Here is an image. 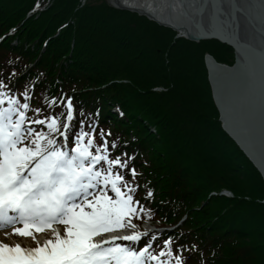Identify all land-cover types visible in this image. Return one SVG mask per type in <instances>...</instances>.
I'll return each mask as SVG.
<instances>
[{"label": "trees", "instance_id": "16d2710c", "mask_svg": "<svg viewBox=\"0 0 264 264\" xmlns=\"http://www.w3.org/2000/svg\"><path fill=\"white\" fill-rule=\"evenodd\" d=\"M37 1L0 0V92L28 103L29 120L63 122L71 100L67 147L83 129L97 147L107 141L110 159L128 161L113 171L147 210L132 217L135 231L147 233L137 250L151 243L153 255L167 253L171 241L162 264L177 256L183 264H264V181L221 128L203 63L208 53L230 64L232 47L175 36L105 0H48L33 9ZM25 127L47 132L46 125ZM145 220L172 227L145 232Z\"/></svg>", "mask_w": 264, "mask_h": 264}, {"label": "snow or ice", "instance_id": "6c2138e0", "mask_svg": "<svg viewBox=\"0 0 264 264\" xmlns=\"http://www.w3.org/2000/svg\"><path fill=\"white\" fill-rule=\"evenodd\" d=\"M24 96L28 97L27 91ZM5 102L8 106L0 107V229L11 227L12 235L31 238L36 246L0 241V264H162L161 256L171 257V241L165 242L167 253L153 255L151 243L137 250L134 245L147 233L102 238L135 229L132 217L147 210L133 200L135 188L114 173V167L126 168L128 161L110 159L107 141L97 147L90 133L81 129L73 138L74 146L67 147L74 119L71 100L65 105L66 114L61 113L63 122L59 117L29 120L28 103L0 92V106ZM48 103L51 107L56 100ZM27 123L46 125L47 132L26 128ZM55 135L64 138L63 144ZM131 173L136 176L135 169ZM147 195L151 197V191ZM57 224L63 225V233L54 227ZM46 231L51 238L41 243L36 234ZM175 264H183L179 256Z\"/></svg>", "mask_w": 264, "mask_h": 264}, {"label": "water", "instance_id": "95a60500", "mask_svg": "<svg viewBox=\"0 0 264 264\" xmlns=\"http://www.w3.org/2000/svg\"><path fill=\"white\" fill-rule=\"evenodd\" d=\"M109 5L143 12L133 8ZM145 7V13L185 26L195 37L185 36L173 26L147 18L197 41L215 38L232 47L230 64L204 53L211 99L221 128L241 149L264 181V0H116ZM215 71L216 75H214ZM220 193L230 195L225 190ZM264 201V198L262 199ZM149 230L153 226L145 225ZM161 230L160 228H154Z\"/></svg>", "mask_w": 264, "mask_h": 264}, {"label": "rangeland", "instance_id": "374dc122", "mask_svg": "<svg viewBox=\"0 0 264 264\" xmlns=\"http://www.w3.org/2000/svg\"><path fill=\"white\" fill-rule=\"evenodd\" d=\"M106 2V1H105ZM48 3V0H39L35 3V5L33 6V9H35L36 7H38V9H41L44 7L45 4ZM107 3V2H106ZM155 90L160 89L159 86L154 87ZM68 98L67 94L64 96L63 102H66L65 100ZM66 105V103H65ZM29 141L25 140V144H27ZM225 190V189H224ZM228 191V190H227ZM17 227L21 226V225H16ZM54 227L60 229L61 233H63V225H54ZM172 226L169 227V229H171ZM136 230L135 229H129V232L131 233L132 231ZM5 232L9 233V235H5ZM12 228L8 227V228H3L0 229V241L7 243V244H16L19 243L22 246L25 247H35L36 243L31 239V238H24V237H20L17 235H12ZM37 239L42 243L44 240L51 238V232L50 231H46V232H41V233H37Z\"/></svg>", "mask_w": 264, "mask_h": 264}, {"label": "bare ground", "instance_id": "6f19581e", "mask_svg": "<svg viewBox=\"0 0 264 264\" xmlns=\"http://www.w3.org/2000/svg\"><path fill=\"white\" fill-rule=\"evenodd\" d=\"M110 3L112 4H118V5H124V6H127V7H130V8H133L135 10H138V11H141L143 12L145 15H148L162 23H166V24H169L171 26H173L176 30H178L180 33H182L183 35H187V36H192V37H195L196 35H193L185 26L183 25H180V24H177V23H174V22H171V21H168V20H165V19H162V18H158V17H155V16H152V15H149V14H146L145 13V7H140V6H135V5H130V4H125V3H120V2H116V0H108ZM214 75H216L215 71H213ZM126 234H130L129 232V229H126V230H121L120 232H117V233H111V234H107L108 235H126Z\"/></svg>", "mask_w": 264, "mask_h": 264}]
</instances>
